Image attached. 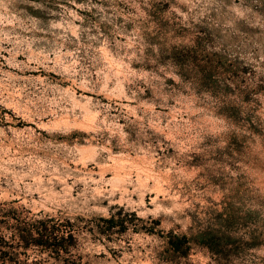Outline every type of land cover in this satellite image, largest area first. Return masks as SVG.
I'll return each mask as SVG.
<instances>
[{
  "label": "clouds",
  "instance_id": "1",
  "mask_svg": "<svg viewBox=\"0 0 264 264\" xmlns=\"http://www.w3.org/2000/svg\"><path fill=\"white\" fill-rule=\"evenodd\" d=\"M67 3L74 9L0 0V264L5 252L19 264H193V251L206 264H264V0ZM45 49L44 64L94 95L51 85V119L36 109L35 127L16 128L5 109L27 114L15 102L17 85L28 87L18 73ZM109 95L121 102L115 114ZM86 130L97 144L82 163L107 165L127 148L172 184L153 194L158 179L76 174L75 196L43 195L33 153L78 158L74 139Z\"/></svg>",
  "mask_w": 264,
  "mask_h": 264
},
{
  "label": "rangeland",
  "instance_id": "2",
  "mask_svg": "<svg viewBox=\"0 0 264 264\" xmlns=\"http://www.w3.org/2000/svg\"><path fill=\"white\" fill-rule=\"evenodd\" d=\"M62 2L65 3L67 7H72L74 9V5L68 4L67 0H62ZM77 2L79 3L81 0H77ZM47 51L48 49H45L43 55L39 56V59L31 68L18 73V75H23L28 78L24 81L28 87L25 89L17 85V92L14 94L15 102L17 108L23 107L27 114L23 118H20L14 114L11 106L5 109L10 118V124L16 128L35 127L31 119V114L35 112L36 109L44 110L45 114L43 119L45 124L51 119L46 109L51 108L55 111L54 105L57 103V100L53 99V97L58 96L56 89L52 88L51 85L69 88L70 91L75 92L77 97L82 95H94V92L91 90L73 87L70 81L62 80L58 74L51 69L50 65L44 64L43 60L44 56L47 55ZM20 59H24V57H20ZM4 89L5 94L12 92L11 86L8 83L4 84ZM101 99L103 103H110L113 105V114L121 107V102L117 101L113 96H104L101 97ZM123 105L125 111L135 110L134 101H124ZM121 123H123V121H121ZM74 143L76 150L79 152L78 158L68 156L66 151L52 152L43 148H38L33 153L37 160H39V165L37 166L38 172L33 179L41 182L46 189L43 195L59 198L68 192L75 196L78 189L83 186L81 184L73 185V179L76 178V174H79L81 180L85 179L88 174L97 180L122 179L124 176H131L133 178L138 177L141 183L147 178L149 184L152 183L154 179H158L160 183L153 189V194L158 191L163 193L165 186L172 184L171 175L169 174L167 177H164L155 167L156 161L154 159H149L147 156H138L127 148H124L119 156L114 157V162L107 165L97 164L93 166L92 164L82 163V160H87L92 155V149L97 144L95 135H89L87 130L83 134V138H75ZM6 147L14 149L12 145H6ZM70 149L71 146L69 145V150ZM53 169H55V172H53ZM64 171L69 173L67 179L60 174ZM201 183L205 182L201 181ZM133 198L135 199V197ZM215 199L221 201L223 198L217 195ZM114 208L119 209V205H114ZM222 210L223 209H221V211ZM120 211H122V209L118 210L116 215V218L119 220H121ZM52 218L61 225V229H64L66 222L63 219H57L56 217ZM28 250H24L20 246L17 248L20 259H26ZM24 253H26V255ZM81 259L83 264H87L86 257H81ZM192 260L193 264H206L203 256L196 251L192 253Z\"/></svg>",
  "mask_w": 264,
  "mask_h": 264
},
{
  "label": "trees",
  "instance_id": "3",
  "mask_svg": "<svg viewBox=\"0 0 264 264\" xmlns=\"http://www.w3.org/2000/svg\"><path fill=\"white\" fill-rule=\"evenodd\" d=\"M46 222L49 223V225L52 228H60L61 229V225L55 221L54 218H51L50 220H47L46 218ZM122 222V220H119L116 218V216L112 217V221L111 223L113 224V226H118L120 223ZM17 244L22 247L24 250H28V246L25 244V242L23 241V239L21 238L20 240L17 241ZM26 255V253H24ZM3 255L5 256H9L8 260H7V264H19V260H15L14 258H12L8 252L3 253Z\"/></svg>",
  "mask_w": 264,
  "mask_h": 264
}]
</instances>
